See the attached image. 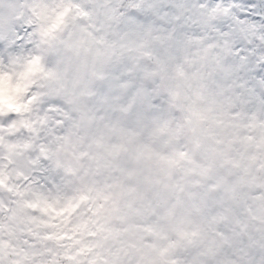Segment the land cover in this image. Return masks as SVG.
<instances>
[{"label": "snow or ice", "instance_id": "obj_1", "mask_svg": "<svg viewBox=\"0 0 264 264\" xmlns=\"http://www.w3.org/2000/svg\"><path fill=\"white\" fill-rule=\"evenodd\" d=\"M0 264H264V0H0Z\"/></svg>", "mask_w": 264, "mask_h": 264}]
</instances>
